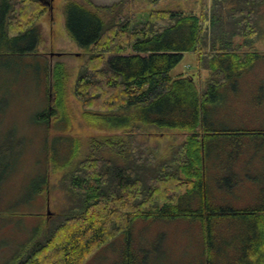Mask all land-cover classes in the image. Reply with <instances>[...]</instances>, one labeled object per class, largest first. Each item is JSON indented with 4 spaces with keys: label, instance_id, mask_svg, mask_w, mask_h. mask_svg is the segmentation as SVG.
I'll return each instance as SVG.
<instances>
[{
    "label": "trees",
    "instance_id": "obj_1",
    "mask_svg": "<svg viewBox=\"0 0 264 264\" xmlns=\"http://www.w3.org/2000/svg\"><path fill=\"white\" fill-rule=\"evenodd\" d=\"M6 1L3 12L18 24L1 30L5 51L16 49L21 39L33 40V51L34 23L47 10L45 0ZM137 1L120 0L106 7L92 0L66 1V32L87 52L73 87L82 119L93 129L122 133L90 135L87 156L77 160L79 138L72 137V147L53 169H64V204L46 223L41 214L30 244L9 264H86L109 241L127 239L140 219L195 222L189 225L198 231L199 264H264V181L257 196L218 192L209 199L205 172L210 142L256 131L209 130L205 118L218 101L220 87L264 59L256 47L264 37V0H173L170 7L156 9L147 6L160 0H141L147 20L128 31ZM185 52L195 53L196 65L210 72L202 91L192 78L170 75ZM44 71L47 106L37 121L47 130L62 125L60 131H68V73L61 62H45ZM147 127L190 134L159 159L136 141ZM262 130L258 133L264 134ZM40 179L44 187L37 188L39 193L47 187V173ZM227 222L237 227L238 242L224 236Z\"/></svg>",
    "mask_w": 264,
    "mask_h": 264
},
{
    "label": "rangeland",
    "instance_id": "obj_2",
    "mask_svg": "<svg viewBox=\"0 0 264 264\" xmlns=\"http://www.w3.org/2000/svg\"><path fill=\"white\" fill-rule=\"evenodd\" d=\"M3 1L0 0V4ZM66 1L52 0L53 11L42 17L49 21L52 17V24H41L42 27L37 24L35 31L38 34L41 30V37L32 52L30 39L19 42L16 49L12 47V51L6 52L0 31V264H9L26 247V243L30 244L34 224L41 220L39 213H42L46 223L63 206L66 191L62 189L60 179L64 169H53L72 147V137L79 138L80 150L74 159L77 160L87 156L91 144L89 136L97 134L84 123L82 104L73 93L75 75L87 52L76 48L67 37ZM95 1V5L106 7L120 0ZM170 1L174 2L160 0L147 8L170 7ZM189 2L193 1L188 0L187 4ZM147 8L141 0L132 6L135 15L129 21L128 31L146 22ZM99 12L109 13L107 9ZM124 12L127 13V8ZM18 47L24 51H18ZM256 47L264 54V37L258 40ZM43 58L52 65L63 63L68 73L66 103L71 118L68 131H60L63 130L62 125L57 130L53 127L47 130L43 123L37 121L38 115L47 106ZM171 73L192 78L200 91L210 75L209 70L196 65V54L193 52H185ZM245 73L231 78L230 83L220 87L218 101L210 105L205 119L209 130L256 131L245 136H222L219 140L215 139L218 141L209 143L205 162L206 195L209 199L217 196L218 192L230 196L254 193L257 187L251 182L258 174L244 171L253 170L264 162V134L258 133L264 129V114L261 111L264 109V59H257L251 70ZM153 132L146 138L137 137L136 141L149 148L156 147L162 158L190 134L179 129ZM52 156L55 158L49 161ZM44 173H47V187L39 193L37 188L44 187L40 179ZM196 193L193 192V198ZM136 223H140L139 227L134 225L127 239L123 236L109 241L86 264H199L198 231L189 225L195 222L186 219H140ZM229 223L234 228L229 227ZM225 224L228 228L225 227L224 236L233 243L238 242L235 240V224ZM224 244L225 241H222Z\"/></svg>",
    "mask_w": 264,
    "mask_h": 264
},
{
    "label": "crops",
    "instance_id": "obj_3",
    "mask_svg": "<svg viewBox=\"0 0 264 264\" xmlns=\"http://www.w3.org/2000/svg\"><path fill=\"white\" fill-rule=\"evenodd\" d=\"M8 1V0H7ZM6 1V2H7ZM94 2H96L95 0H93ZM51 2H52V0H50V3H47V2H45V4H47V10L35 21V27H34V30L36 29V27H37V24L38 25H40L41 26V24H52V21H53V18L51 17L50 19V21H49V19H46V18H42L46 13H49L50 11H53V6H52V4H51ZM2 4V3H1ZM1 4H0V9H1V14H0V31L3 29V28H5L6 29V27L8 26V24H18V20H12V19H9V13H8V11H5V12H3L6 8H5V6H1ZM28 13V12H27ZM24 17H26V16H24ZM21 18H23V15H21ZM4 26V27H3ZM42 27V26H41ZM47 27L49 28V25H47ZM46 28V27H45ZM49 30H50V28H49ZM49 30H48V32H49ZM67 33V32H66ZM35 35V36H34ZM33 36H32V39L33 38H36L35 40H36V42L34 43V46H36L37 44H38V42H39V39H40V37H41V30H40V32L37 34L36 33V31H35V34H34ZM67 37L70 39V37L68 36V34H67ZM26 39H21V41H25ZM71 40V39H70ZM20 41V42H21ZM32 41L33 40H31V43H32ZM72 41V40H71ZM73 42V41H72ZM74 43V42H73ZM74 45H75V47L76 48H79V49H83V48H80V47H78L75 43H74ZM35 50V47H34V49H33V51ZM31 52H32V50H31ZM196 59H197V57H196ZM43 61L44 62H46L48 65H50V66H53L52 65V63L50 62V61H48V60H46L45 58H43ZM176 67V66H175ZM174 67V68H175ZM173 68V69H174ZM45 72V71H44ZM172 70L170 71V75L173 77V78H177L178 77V74L177 75H173L172 73ZM45 77H46V72H45ZM75 77H77V75H75ZM75 80H76V78H75ZM75 80H74V82H75ZM73 82V87H74V85H75V83ZM45 86V85H44ZM45 92H46V89H45ZM87 126V125H86ZM88 127H90V126H88ZM92 128V127H91ZM93 129V128H92ZM160 130V129H158V128H156V127H147L146 129H143L142 130V133H139L138 135H137V137H144V138H146V137H148L147 135L148 134H154V132L153 131H156V130ZM93 130H95L96 132H97V134H114V133H118V134H121L122 133V130H119V131H116V130H114V129H108V130H96V129H93ZM151 149V148H150ZM149 149V146H148V151H152L153 152V154H154V156H156L157 158H161L162 156H160V154H158L157 153V148H152L153 150H150ZM148 151H145L146 152V154H148ZM169 154V152H167L165 155H168ZM165 157V156H164ZM244 172H246V173H251V174H258V176H256L255 178H254V176H253V178H254V180L251 182V184H253V185H257V187L255 188V192H254V196H257L256 194L259 192V189L261 188V185L263 184V179H264V167L263 166H261V165H258V166H256L253 170H249V171H244ZM251 180V179H250ZM258 184H259V186H258ZM45 194V193H44ZM44 194H43V196H44ZM42 196V195H41ZM42 196V197H43ZM40 214H42V213H40Z\"/></svg>",
    "mask_w": 264,
    "mask_h": 264
},
{
    "label": "flooded vegetation",
    "instance_id": "obj_4",
    "mask_svg": "<svg viewBox=\"0 0 264 264\" xmlns=\"http://www.w3.org/2000/svg\"><path fill=\"white\" fill-rule=\"evenodd\" d=\"M45 2L50 3V0H45Z\"/></svg>",
    "mask_w": 264,
    "mask_h": 264
}]
</instances>
